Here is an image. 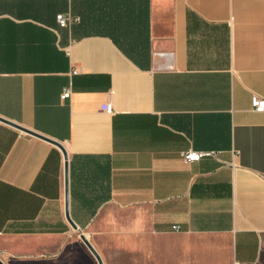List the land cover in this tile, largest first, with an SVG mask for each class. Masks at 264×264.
I'll list each match as a JSON object with an SVG mask.
<instances>
[{"label": "crops", "instance_id": "obj_1", "mask_svg": "<svg viewBox=\"0 0 264 264\" xmlns=\"http://www.w3.org/2000/svg\"><path fill=\"white\" fill-rule=\"evenodd\" d=\"M254 95L264 0H0V117L66 148L78 227L61 149L0 121V258L50 264L78 233L104 264H264Z\"/></svg>", "mask_w": 264, "mask_h": 264}, {"label": "water", "instance_id": "obj_2", "mask_svg": "<svg viewBox=\"0 0 264 264\" xmlns=\"http://www.w3.org/2000/svg\"><path fill=\"white\" fill-rule=\"evenodd\" d=\"M0 121L5 123V124H8L10 126H13V127L17 128V129L21 130L22 132H25V133L29 134V135H32V136L38 137V138H40L42 140H45V141H47V142H49V143H51V144H53V145H55V146H57L58 148L61 149V151L63 152L64 158H65V161H66V163H65V190H66L65 213H66V218H67L69 224L71 225V227L74 230H78L77 225L73 222V220L70 217V213H69V167H68V153H67L66 148L60 142H57V141H55V140H53L51 138H48L46 136H43L41 134H38L36 132H33V131L28 130L26 128H23V127L15 124V123L9 121V120H6V119L0 117ZM80 237L83 240V242L85 243V245L87 246V248L94 255V257L96 258L98 264H104L101 256L98 254V252L92 246V244L89 242L87 237L84 234H81ZM0 264H6V263L0 258Z\"/></svg>", "mask_w": 264, "mask_h": 264}, {"label": "built area", "instance_id": "obj_3", "mask_svg": "<svg viewBox=\"0 0 264 264\" xmlns=\"http://www.w3.org/2000/svg\"><path fill=\"white\" fill-rule=\"evenodd\" d=\"M57 21L61 27H68L71 23H76L79 21V18L69 16V15H64V14H59L57 15ZM72 95V88L71 86H68L64 88L61 98L63 100H67L71 97ZM252 108L256 112H262L264 113V98L254 95L251 100ZM106 111L109 113H112V105L107 104L106 106ZM212 155L211 153H205V152H199V151H194L190 150L188 152L184 153V159L189 162H197L200 161L203 157Z\"/></svg>", "mask_w": 264, "mask_h": 264}, {"label": "rangeland", "instance_id": "obj_4", "mask_svg": "<svg viewBox=\"0 0 264 264\" xmlns=\"http://www.w3.org/2000/svg\"><path fill=\"white\" fill-rule=\"evenodd\" d=\"M75 239L78 241L80 246H75L73 249H67L65 253H70L69 256H61L59 260L56 262H52L50 264H98L96 258L91 253V251L87 248L85 243L80 237V234L75 233ZM84 248L87 255L82 253V249ZM3 259V258H1Z\"/></svg>", "mask_w": 264, "mask_h": 264}]
</instances>
